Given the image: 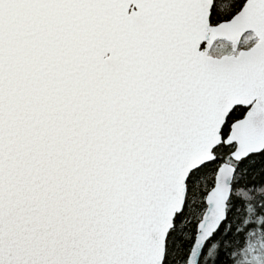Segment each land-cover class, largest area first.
<instances>
[{
	"label": "snow or ice",
	"instance_id": "obj_1",
	"mask_svg": "<svg viewBox=\"0 0 264 264\" xmlns=\"http://www.w3.org/2000/svg\"><path fill=\"white\" fill-rule=\"evenodd\" d=\"M0 264H264V0H0Z\"/></svg>",
	"mask_w": 264,
	"mask_h": 264
}]
</instances>
